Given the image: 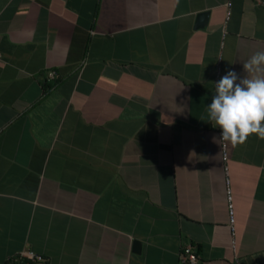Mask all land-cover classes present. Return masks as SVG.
Listing matches in <instances>:
<instances>
[{"label":"crops","instance_id":"crops-1","mask_svg":"<svg viewBox=\"0 0 264 264\" xmlns=\"http://www.w3.org/2000/svg\"><path fill=\"white\" fill-rule=\"evenodd\" d=\"M226 1L0 0V264H264V140L207 113L264 0Z\"/></svg>","mask_w":264,"mask_h":264},{"label":"clouds","instance_id":"clouds-1","mask_svg":"<svg viewBox=\"0 0 264 264\" xmlns=\"http://www.w3.org/2000/svg\"><path fill=\"white\" fill-rule=\"evenodd\" d=\"M242 66L246 76L228 71L215 83L216 94L207 107L209 122L221 130V140L233 147L253 135L264 140V51Z\"/></svg>","mask_w":264,"mask_h":264},{"label":"built area","instance_id":"built-area-1","mask_svg":"<svg viewBox=\"0 0 264 264\" xmlns=\"http://www.w3.org/2000/svg\"><path fill=\"white\" fill-rule=\"evenodd\" d=\"M231 0H227L225 2V6H226V18L229 17L230 15V7H231ZM55 74L53 71L49 72V77H53ZM219 135V139H220V144H221V149H222V153H223V158L226 159L227 158V142L222 141L221 140V130L219 129L218 132ZM228 194V218H229V225H230V230H231V246L233 249L236 248V240H235V233H236V229H235V215H234V209H233V205L231 202V196H230V192H227ZM14 261L16 262H22V264H41V261L43 260L42 256L37 254L36 252L32 251V250H26V251H22L19 254H17L14 258ZM184 262H188L190 264H195L197 261L196 255L192 250V247L190 245H186L184 247L183 250V257H182Z\"/></svg>","mask_w":264,"mask_h":264},{"label":"water","instance_id":"water-1","mask_svg":"<svg viewBox=\"0 0 264 264\" xmlns=\"http://www.w3.org/2000/svg\"><path fill=\"white\" fill-rule=\"evenodd\" d=\"M206 16H207V11L198 13V18L200 20V25L205 23ZM140 248H141L140 241L137 240V239H134L133 240V251L139 252Z\"/></svg>","mask_w":264,"mask_h":264},{"label":"trees","instance_id":"trees-1","mask_svg":"<svg viewBox=\"0 0 264 264\" xmlns=\"http://www.w3.org/2000/svg\"><path fill=\"white\" fill-rule=\"evenodd\" d=\"M5 264H19V262H16L14 260H7ZM20 264H22V262H20Z\"/></svg>","mask_w":264,"mask_h":264}]
</instances>
